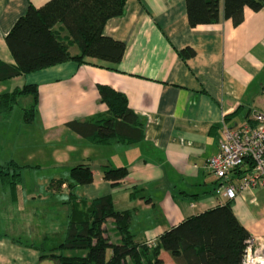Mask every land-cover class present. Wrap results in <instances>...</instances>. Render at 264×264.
Masks as SVG:
<instances>
[{"label": "crops", "instance_id": "0c3cea01", "mask_svg": "<svg viewBox=\"0 0 264 264\" xmlns=\"http://www.w3.org/2000/svg\"><path fill=\"white\" fill-rule=\"evenodd\" d=\"M46 1L0 0L1 62L14 63L4 41L14 22L30 4ZM103 33L124 43L115 69L87 58L0 81V94L37 87L36 109L25 124L40 133L37 149L53 143L54 161H65L62 173L36 176V181L24 182L21 172L16 186L0 174V264H52L49 250L64 238L69 211L67 182L59 181L76 164H89L93 180L76 186L75 194L85 200L109 195L115 210L130 212L134 241H156L184 218L226 202L215 193L222 181L205 162L217 151L222 123L251 124V112L264 110V6L245 8L236 26L221 19L190 27L184 0H126L122 14L108 19ZM183 48L194 54L183 58ZM68 49L78 53L75 45ZM98 84L125 95L142 122L141 141L93 145L65 126L106 113ZM64 136L70 140L62 141ZM10 160L25 166L21 158ZM104 165L125 166L128 174L112 184L102 178ZM231 203L249 235L264 243V186L239 191ZM106 226L117 241L111 220ZM159 258L175 264L167 251L160 250Z\"/></svg>", "mask_w": 264, "mask_h": 264}, {"label": "trees", "instance_id": "16d2710c", "mask_svg": "<svg viewBox=\"0 0 264 264\" xmlns=\"http://www.w3.org/2000/svg\"><path fill=\"white\" fill-rule=\"evenodd\" d=\"M126 0H47L41 6L29 5L4 37L14 60L0 61V81L38 71L66 61L78 64L94 59L100 66L115 69L124 53V43L103 33L110 18L123 12ZM190 27L229 19L236 26L243 21L244 9L258 11L264 0H184ZM78 53L72 55L69 46ZM183 58L194 54L191 48L179 51ZM100 101L107 111L85 120H71L65 126L93 145L136 143L143 139V125L128 107L124 94L106 85H97ZM20 97L29 98L23 122L32 120L38 92L24 85L0 94V118L9 116ZM24 167L10 160L0 165L2 178L16 186ZM248 168L237 175L245 173ZM102 178L116 184L125 178V166H102ZM92 168L80 163L69 169L67 182L69 211L64 238L48 255L54 264H163L160 250L167 251L175 264H240L246 240L250 237L232 211V200L184 218L164 231L152 245L133 240L129 229L130 212L113 208L109 195L85 200L75 194L78 185L91 183ZM111 220L118 236H109L106 221ZM65 250L77 251L72 255ZM83 254H79V252Z\"/></svg>", "mask_w": 264, "mask_h": 264}, {"label": "built area", "instance_id": "2783aa9c", "mask_svg": "<svg viewBox=\"0 0 264 264\" xmlns=\"http://www.w3.org/2000/svg\"><path fill=\"white\" fill-rule=\"evenodd\" d=\"M250 123L221 125L217 151L205 162V167L219 180L216 194L226 201L234 199L243 189L264 186V110H254ZM249 169L240 175V171ZM152 245L153 241L147 242ZM240 264H264V243L249 237L245 242Z\"/></svg>", "mask_w": 264, "mask_h": 264}, {"label": "rangeland", "instance_id": "374dc122", "mask_svg": "<svg viewBox=\"0 0 264 264\" xmlns=\"http://www.w3.org/2000/svg\"><path fill=\"white\" fill-rule=\"evenodd\" d=\"M29 102V98L20 97L17 101V105L14 106V112H10L9 116L2 119V121L0 119V141L1 139L6 141L4 145L0 143V164L10 160L12 156L21 158L25 165L30 166L24 167L22 170L25 177L24 182L27 183L36 181L38 176V178L41 179V176L50 177L54 174H60L64 171L65 166V161L63 159L60 161L58 160L59 162L57 163L54 161L50 151L53 143H45L42 149H37L35 147V142H40V133L38 132L37 134V131L33 129L32 126L28 127V125L23 122L24 108H27ZM18 110H20V113L17 112ZM8 120H10L11 123H7L6 121ZM61 140H70V138L64 136ZM39 144H41V142ZM47 144L50 145V148ZM37 165H39V168ZM62 196L66 197V193H63ZM67 202L68 201H66V203ZM67 208H69V205ZM109 236L112 240L114 239V235L110 231ZM75 252L77 251L65 255L77 254ZM79 254H83V252L80 251ZM51 262L54 264L52 260Z\"/></svg>", "mask_w": 264, "mask_h": 264}]
</instances>
